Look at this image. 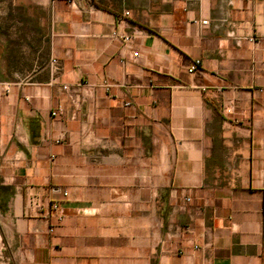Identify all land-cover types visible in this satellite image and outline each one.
I'll return each mask as SVG.
<instances>
[{
	"label": "crops",
	"instance_id": "0c3cea01",
	"mask_svg": "<svg viewBox=\"0 0 264 264\" xmlns=\"http://www.w3.org/2000/svg\"><path fill=\"white\" fill-rule=\"evenodd\" d=\"M0 264H264V0H0Z\"/></svg>",
	"mask_w": 264,
	"mask_h": 264
},
{
	"label": "built area",
	"instance_id": "2783aa9c",
	"mask_svg": "<svg viewBox=\"0 0 264 264\" xmlns=\"http://www.w3.org/2000/svg\"><path fill=\"white\" fill-rule=\"evenodd\" d=\"M201 24L202 25L207 24V20H202L201 21ZM118 38L121 41H123L124 43H129L131 41V39H132V35L129 34V33H122V34H119L118 35ZM133 55L136 56L137 53L136 52H133ZM51 62L55 64L56 63V60L55 59H52ZM199 64H200V60L199 59H195L194 61L190 62V64L186 67L187 72L191 73V72L195 71L196 69H198ZM105 85L107 86L108 84L105 83ZM63 87L65 88V86H63ZM125 104L128 105L129 103L127 102ZM61 113H62V107H61V105H58L57 107H55L54 109H52L50 111V115L52 117H56V116L60 115ZM63 195H66V192H63ZM51 207L53 209H57L58 208V203L56 201H53L51 203ZM58 219L59 220L61 219V216L60 215L58 216Z\"/></svg>",
	"mask_w": 264,
	"mask_h": 264
},
{
	"label": "rangeland",
	"instance_id": "374dc122",
	"mask_svg": "<svg viewBox=\"0 0 264 264\" xmlns=\"http://www.w3.org/2000/svg\"><path fill=\"white\" fill-rule=\"evenodd\" d=\"M2 58H5V57H2ZM18 58H19V57H18ZM1 74H2V75H3V74H7V75H10L11 73H1Z\"/></svg>",
	"mask_w": 264,
	"mask_h": 264
}]
</instances>
